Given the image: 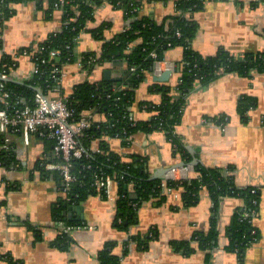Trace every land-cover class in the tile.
Masks as SVG:
<instances>
[{
    "label": "crops",
    "instance_id": "crops-1",
    "mask_svg": "<svg viewBox=\"0 0 264 264\" xmlns=\"http://www.w3.org/2000/svg\"><path fill=\"white\" fill-rule=\"evenodd\" d=\"M137 1L141 2L140 15L157 23L181 14L193 20L197 32L191 47L204 57L221 51L237 58L264 53V0H205L193 13H182L179 0ZM18 7L3 31L0 58L5 54L14 56L18 67L11 81L22 83L31 76L34 64L29 56L20 54L21 49L36 46L59 31L62 13L58 10L47 19L34 2ZM103 23L110 24L105 41L128 26L123 12L108 3L96 10L95 22L88 27L97 28ZM102 45V41L83 33L77 51L100 53ZM182 58L183 49L173 48L164 53L163 60L177 64ZM65 69L68 75L59 85L57 96H70L78 84L86 81L104 80L107 70H111L112 79H122L127 66L107 63L87 72L70 64ZM153 76L147 74L136 90L130 109L136 122L149 121L154 116V112L143 108V102L161 101L160 95L149 90L157 83ZM178 77L177 73L172 74L169 82L172 80L175 85ZM244 97L255 101L246 122L239 112ZM95 115L97 121H104L103 115ZM175 133L182 145L179 153L168 135L158 130L138 132L127 144L120 139L107 140L111 151L123 161L139 159L151 179L163 180L166 170L184 167L181 165L185 163L189 179L197 175L196 168L200 166L232 174L239 189H258L259 206L252 223L260 237L247 247L242 258L229 249L228 232L233 217L248 208L243 196L221 200L218 238L210 250L200 249L193 241L195 235L207 234L211 229L214 205L207 190L197 205L186 207L181 191L162 187V196L145 200L133 224L121 229L115 225L118 186L113 201L100 194L79 203L71 201L64 193L58 172L43 166L54 160L53 142L38 135L17 134L11 137L16 164L10 168L0 166V264H103L101 254L105 249L115 264H264V71H253L250 76L222 73L209 84L197 86L186 98ZM98 147L99 142L95 141L92 149ZM128 190L135 199L134 189ZM60 204L70 224L83 226L68 236L70 244L66 250L59 246V222L55 218ZM143 243L147 245L142 246ZM173 243H189L194 251L187 255L176 250ZM109 244L112 246L108 248Z\"/></svg>",
    "mask_w": 264,
    "mask_h": 264
},
{
    "label": "trees",
    "instance_id": "trees-1",
    "mask_svg": "<svg viewBox=\"0 0 264 264\" xmlns=\"http://www.w3.org/2000/svg\"><path fill=\"white\" fill-rule=\"evenodd\" d=\"M62 1L64 4H61ZM204 1L179 0L178 7L182 13H193L202 7ZM33 2L37 4L39 10L45 12L47 19L54 17L55 12L60 10L62 27L38 45L21 49L20 54L28 52V56L38 68V73L24 83L13 81L4 83V90L9 94V101L13 106H34L36 88L43 92L51 88L57 92L60 84L56 85L52 77V70L56 66L63 68L82 62L87 72L95 68L94 64L101 66L107 63H122L127 66L120 81L102 80L97 83L86 81L78 84L69 96V107L75 110L77 120L84 115L101 114L105 116L106 122L93 124L79 138L85 154L82 159L73 161L72 173L78 181L68 195V199L79 203L91 195L98 194L91 186L94 174L123 176L118 191L115 225L126 230L128 225L133 224L137 211L145 200L162 196V180L151 179L139 159L133 157L131 161H123L119 155L111 151L107 139H120L127 144L129 138L138 132L152 133L158 130L165 132L174 143L175 150L181 152L182 145L176 136L175 127L182 119L187 96L197 86L209 84L222 73L235 72L242 76H250L253 71H264V53L237 58L221 51L215 56L204 57L191 47L197 32V25L193 20L181 14L157 23L140 15L141 2L137 0H0V49L3 46L2 35L6 21L15 15V6ZM107 3L123 12L128 26L113 39L105 41V31L110 28V24L103 23L97 28H89L88 24L95 22L96 10ZM83 33L103 42L100 53H78V40ZM177 33L181 36H177ZM173 48L183 49V58L176 64L178 80L175 85L171 82L153 84L149 90L160 95L161 101L157 104L143 102V108L154 112V116L149 121L136 122L132 119L130 109L135 103L136 90L145 81L147 74L153 72L154 59L151 54L156 53L158 59H163L164 53ZM53 50L60 52L56 59L50 57ZM17 67L18 63L14 56L5 54L0 58V75L4 72L11 73ZM254 106L255 101L252 99L247 97L242 99L239 112L243 122L247 121L248 112ZM3 107L0 102V109ZM4 139L0 134V166L10 168L16 164V152L12 143L8 149L3 148ZM95 141L99 142L98 152L91 151ZM196 172L197 175L188 180L168 182V188L181 191L182 201L186 207L197 205L202 192L208 191L214 205L211 229L207 234L195 235L193 241L200 249L210 250L218 238L217 213L221 200L226 197L243 196L248 201L247 209L257 212L259 190L253 194L255 188H237L233 175H227L220 169L199 166ZM129 184L134 186L135 199L130 197ZM254 200L256 204L253 203ZM133 203H138L137 208L133 207ZM63 210V204L56 207V221L72 225L63 214ZM242 213L233 217L228 232L231 241L229 249L237 252L241 258L247 247L260 237L252 222L246 219L242 221ZM69 244L68 236L59 237L61 249H68ZM141 245L146 246L147 243ZM109 246L112 244L107 245L108 248ZM173 247L187 255L194 251L189 243H173ZM109 253V250L105 249L101 254L103 264H115L116 260Z\"/></svg>",
    "mask_w": 264,
    "mask_h": 264
},
{
    "label": "built area",
    "instance_id": "built-area-1",
    "mask_svg": "<svg viewBox=\"0 0 264 264\" xmlns=\"http://www.w3.org/2000/svg\"><path fill=\"white\" fill-rule=\"evenodd\" d=\"M61 4H64V2L62 1ZM177 36H181V34L177 33ZM22 54L29 55L27 51L22 52ZM59 55L60 52L57 50L50 52L51 59H56ZM151 57L154 59L152 73L155 77L163 76L164 71L170 72L171 75L177 73V65L175 63L158 59L156 53H152ZM76 64L84 70L82 62ZM95 65L93 66L95 68L99 66ZM37 73L38 68L34 64L31 76L27 80ZM12 74L13 70L11 73L4 72L0 75V102L4 106L0 109V134L5 138L3 148L8 149L12 143L11 137L17 134H23L25 137L38 135L52 140L54 142V160L52 163H46L43 166L48 170L58 172L64 193L69 195L72 186L78 181V178L72 173L73 161L82 159L85 154V150L80 145L79 138L93 124L100 123V121L95 119V114L84 115L77 120L75 110L69 107V96H57L58 91L56 92V90L51 88H48L47 92L36 88L34 106L32 107L26 105L22 107L13 106L9 101V94L4 90V83L11 81ZM67 75L65 67L56 66L52 70V77L56 85L61 84ZM101 122H106L105 116L104 121ZM91 151L98 152V149H92ZM188 172L189 168L186 166L173 167L163 178L162 187L168 188V182L170 181L179 182L188 180ZM123 178V176L115 174L98 173L94 174L91 186L94 187L98 194L104 196L109 201H113L116 198L114 197L115 186L119 187L120 180ZM128 188L130 190L134 189L133 184H129ZM168 189L172 190L170 187ZM257 192V189L252 191L253 194ZM253 203L256 204L257 202L254 200ZM132 205L137 208L138 203H133ZM256 215L257 212L255 210L249 211L245 209L241 218L242 221L246 219L252 222ZM58 227L60 236H70L73 231L83 229L81 224L68 225L64 222H59Z\"/></svg>",
    "mask_w": 264,
    "mask_h": 264
},
{
    "label": "water",
    "instance_id": "water-1",
    "mask_svg": "<svg viewBox=\"0 0 264 264\" xmlns=\"http://www.w3.org/2000/svg\"><path fill=\"white\" fill-rule=\"evenodd\" d=\"M120 66H122L121 63H120ZM104 74H105V77H104V80L105 81H115V82H118V81L121 80V78H118V79H115V80L112 79L111 78V74H112L111 70L105 71ZM170 78H171V73L170 72H167L163 76H159V77H155L154 76V81L157 82V83H167V82H169ZM17 83H20V82H17ZM181 166H185V163H183ZM169 171H170V169L169 170H166L165 173H167ZM156 177H163V176L162 175H158Z\"/></svg>",
    "mask_w": 264,
    "mask_h": 264
},
{
    "label": "rangeland",
    "instance_id": "rangeland-1",
    "mask_svg": "<svg viewBox=\"0 0 264 264\" xmlns=\"http://www.w3.org/2000/svg\"><path fill=\"white\" fill-rule=\"evenodd\" d=\"M18 8H19L18 5H16V6H15L16 12L18 11ZM40 11H42V10H40ZM43 12H44V11H43ZM44 13H45V12H44ZM11 18H12V17H11ZM11 18H10L9 20L6 21L5 27L9 26L10 23H8V22L11 20ZM103 65H105V64H102L100 67H102ZM171 82H174V81L171 80Z\"/></svg>",
    "mask_w": 264,
    "mask_h": 264
}]
</instances>
